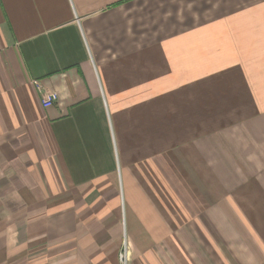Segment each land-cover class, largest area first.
Instances as JSON below:
<instances>
[{
  "label": "crops",
  "instance_id": "obj_1",
  "mask_svg": "<svg viewBox=\"0 0 264 264\" xmlns=\"http://www.w3.org/2000/svg\"><path fill=\"white\" fill-rule=\"evenodd\" d=\"M124 240L264 264V0H0V264Z\"/></svg>",
  "mask_w": 264,
  "mask_h": 264
},
{
  "label": "built area",
  "instance_id": "obj_2",
  "mask_svg": "<svg viewBox=\"0 0 264 264\" xmlns=\"http://www.w3.org/2000/svg\"><path fill=\"white\" fill-rule=\"evenodd\" d=\"M34 84L40 90L43 89V86L38 79H34ZM56 98H57V94L55 92H50L44 89L42 90V101L46 107L51 106L54 100H56ZM119 259L121 264H129L130 257H129L128 243L126 240H124L123 247L119 252Z\"/></svg>",
  "mask_w": 264,
  "mask_h": 264
},
{
  "label": "rangeland",
  "instance_id": "obj_3",
  "mask_svg": "<svg viewBox=\"0 0 264 264\" xmlns=\"http://www.w3.org/2000/svg\"><path fill=\"white\" fill-rule=\"evenodd\" d=\"M170 129H171V125H170L169 119H164L163 120V137L164 138H168V139L170 138Z\"/></svg>",
  "mask_w": 264,
  "mask_h": 264
}]
</instances>
